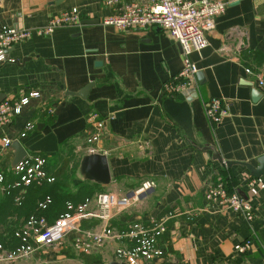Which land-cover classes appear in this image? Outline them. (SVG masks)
<instances>
[{"label": "crops", "instance_id": "obj_1", "mask_svg": "<svg viewBox=\"0 0 264 264\" xmlns=\"http://www.w3.org/2000/svg\"><path fill=\"white\" fill-rule=\"evenodd\" d=\"M221 1L226 5L206 34L207 45L190 54L198 68L195 84L170 95L163 84L181 69L182 55L166 30L104 25L101 20L113 12L105 0H0V30L5 25L32 30L29 38L6 50V57L14 61L0 63V100L29 90L40 93L10 124L0 126V172L14 179L15 152L1 145V137L7 135L19 141L26 155L44 156L45 168L55 178L51 184H33L12 195L0 185L4 239H17L15 232L35 213L44 194L53 196L51 214H43L49 223L58 218L65 200L89 199L80 225L100 229L104 222L95 198L103 193L135 198L121 210L111 203L106 206L114 229L173 213L161 237L165 253L150 264H264V174L256 177L239 163L258 166L264 155V89L246 72L247 67L264 72V0ZM73 7L79 12L78 24L56 28L47 36L34 32ZM87 85L84 96L77 95ZM255 89L260 92L257 99ZM211 97L228 106L216 124L204 109ZM44 107H52L53 113ZM91 111L103 119L95 145L106 158V184L79 172L88 154L85 138L94 130L86 119ZM30 121L34 129L19 137ZM219 179L253 203L256 216L251 222L205 200L206 189ZM146 182L151 184L144 189ZM74 236L71 232L61 245L41 248L25 260L0 264H32L45 258L65 263V254L74 256V264L115 260V242L86 254L73 247ZM248 240L251 248L239 252Z\"/></svg>", "mask_w": 264, "mask_h": 264}, {"label": "built area", "instance_id": "obj_2", "mask_svg": "<svg viewBox=\"0 0 264 264\" xmlns=\"http://www.w3.org/2000/svg\"><path fill=\"white\" fill-rule=\"evenodd\" d=\"M105 4L113 12L101 20L104 25H113L121 30L146 29L159 27L166 30L181 49L182 67L179 72L164 82L165 93L175 95L192 87L196 82L198 68L190 59L192 52H200L206 45V34L214 27V18L225 8L226 3L221 0H105ZM80 16L76 8L63 10L52 16L48 21L35 28L34 32L40 36L50 35L56 28L73 26L79 23ZM32 30L3 26L0 30V63L12 58L6 57V50L13 44L29 38ZM246 72L255 77L256 86L264 89V72L256 71L250 67ZM37 90L22 92L18 98L0 100V126L12 122L15 115L19 114L31 99L39 98ZM207 118L216 124L227 114L228 106L221 98L211 97L204 102ZM48 114L53 113L52 107H44ZM86 119L94 124V130L86 136L85 145L87 153H96V143L99 141L103 130V119L97 112H89ZM35 127L34 122L24 124L19 137H24ZM13 138L3 135L1 145L8 148ZM46 158L39 154L25 155L11 169L13 180H8L0 172V185L5 193L13 189L22 190L33 184L51 183L54 177L49 175L46 168ZM151 182L143 184L146 189ZM142 190V189H140ZM205 200L210 204H222L230 211L243 216L247 221H252L255 216L253 203L238 194L229 191L222 181L209 186L204 193ZM96 203L101 212L100 218L104 225L100 229H84L80 222L87 215L89 199L80 203L67 202L65 209L58 218L49 223L44 215L27 216L15 232L17 245L11 246L0 233V262L12 263L27 258L44 247L61 245L68 234L75 232L72 245L79 252L89 254L94 248H99L107 241L115 242V260L127 264H150L165 253V243L161 240L167 230V220L173 215L155 218L149 222L136 221L125 228L114 229L109 224L111 215L106 206L114 204L119 210L131 205L134 197L114 198L108 194L99 193ZM17 204L21 198L16 197ZM52 202L49 195L44 196L37 206L39 210H47ZM252 241L248 240L239 246V252L251 248Z\"/></svg>", "mask_w": 264, "mask_h": 264}, {"label": "water", "instance_id": "obj_3", "mask_svg": "<svg viewBox=\"0 0 264 264\" xmlns=\"http://www.w3.org/2000/svg\"><path fill=\"white\" fill-rule=\"evenodd\" d=\"M90 85L85 86L80 92L77 93V95L84 96V94L87 92ZM259 90H254V99H257L259 97ZM15 153V156L13 158L12 167L21 160L25 155L26 152L19 143L18 140H14L10 146H9ZM8 147V148H9ZM218 160L222 162V159L218 157ZM226 165H231L235 162H224ZM242 165L248 167L250 172L256 176L259 177L264 174V155L261 156L258 159V166H253L246 162H239ZM80 174H82L84 177L92 179L98 183L106 184L109 182V171L106 163L105 156L96 153H88L82 157L81 165L79 168ZM107 264H127L125 262L117 261V260H111Z\"/></svg>", "mask_w": 264, "mask_h": 264}, {"label": "trees", "instance_id": "obj_4", "mask_svg": "<svg viewBox=\"0 0 264 264\" xmlns=\"http://www.w3.org/2000/svg\"><path fill=\"white\" fill-rule=\"evenodd\" d=\"M6 175V174H5ZM54 181H55V178H54ZM53 181V182H54ZM218 181H222V182H224L223 180H221V179H219ZM217 181V182H218ZM53 182H51V183H53ZM51 183H43V184H51ZM225 184V183H224ZM32 186V185H31ZM51 190V189H50ZM15 191H17V189H13L10 193H5V194H7V195H12V193L13 192H15ZM46 195H49L50 197H51V200H52V202L50 203V205L48 206V208H47V210H39L38 209V206L36 205V210H35V213H32V214H37V215H46L47 216V214H51V212H52V210H53V196L52 195H50V194H44V196H46ZM44 196L42 197V199L44 198ZM67 202H69V200H65L64 201V204H63V209H62V211H61V213L64 211V209H65V204L67 203ZM71 202V201H70ZM30 215V214H29ZM28 215V216H29ZM9 244L11 245V246H13V245H17L18 244V240L17 239H14V241H11V242H9ZM80 257L81 258H83L85 261L87 260V259H89L88 258V256L87 255H85V254H80Z\"/></svg>", "mask_w": 264, "mask_h": 264}, {"label": "rangeland", "instance_id": "obj_5", "mask_svg": "<svg viewBox=\"0 0 264 264\" xmlns=\"http://www.w3.org/2000/svg\"><path fill=\"white\" fill-rule=\"evenodd\" d=\"M31 255H29L27 258L32 257ZM64 257H65V259H67V261H65V263H62V262H55V263H53V258H45V259L41 260V262H36V263L35 262H32V264H74L72 262V259H73L74 256L65 254ZM75 257H76V255H75ZM27 258H25V259H27ZM25 259H21V260H25Z\"/></svg>", "mask_w": 264, "mask_h": 264}]
</instances>
